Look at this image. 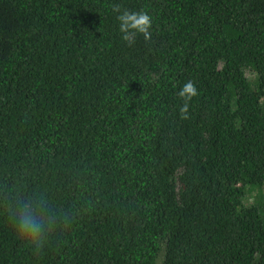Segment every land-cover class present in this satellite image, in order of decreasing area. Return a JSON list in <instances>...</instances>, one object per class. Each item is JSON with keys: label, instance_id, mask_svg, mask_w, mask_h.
Listing matches in <instances>:
<instances>
[{"label": "trees", "instance_id": "trees-1", "mask_svg": "<svg viewBox=\"0 0 264 264\" xmlns=\"http://www.w3.org/2000/svg\"><path fill=\"white\" fill-rule=\"evenodd\" d=\"M0 264H264V0H0Z\"/></svg>", "mask_w": 264, "mask_h": 264}, {"label": "clouds", "instance_id": "clouds-1", "mask_svg": "<svg viewBox=\"0 0 264 264\" xmlns=\"http://www.w3.org/2000/svg\"><path fill=\"white\" fill-rule=\"evenodd\" d=\"M119 32L125 42L131 43L132 38L142 34L145 40L150 39L151 17L144 11H129L115 9ZM197 94L196 87L189 81L179 91V96L185 101L180 107V112L187 118L188 101ZM46 223L45 209L43 206L30 207L25 205L19 209L15 228L20 237L29 244H39L42 240Z\"/></svg>", "mask_w": 264, "mask_h": 264}, {"label": "rangeland", "instance_id": "rangeland-1", "mask_svg": "<svg viewBox=\"0 0 264 264\" xmlns=\"http://www.w3.org/2000/svg\"><path fill=\"white\" fill-rule=\"evenodd\" d=\"M261 197H263L262 194H261ZM251 201H253V197L252 196H251ZM262 202H263L262 199H260V203H262Z\"/></svg>", "mask_w": 264, "mask_h": 264}]
</instances>
